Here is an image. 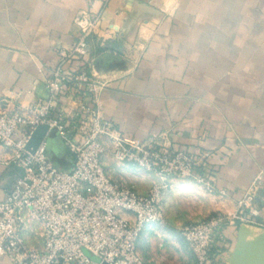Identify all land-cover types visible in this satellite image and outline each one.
Returning <instances> with one entry per match:
<instances>
[{
	"label": "crops",
	"instance_id": "obj_1",
	"mask_svg": "<svg viewBox=\"0 0 264 264\" xmlns=\"http://www.w3.org/2000/svg\"><path fill=\"white\" fill-rule=\"evenodd\" d=\"M81 12L102 14L89 38V72L107 82L99 95L103 117L133 139L166 135L174 150L211 154L215 186L228 196L175 180L163 193V222L137 241L145 264H195L181 227L233 212L264 172V0H0V111L47 98L45 80L57 51L77 40L74 20ZM73 97L60 99L65 112L76 109ZM56 143L47 155L70 171L73 158ZM104 166L139 194L152 184V176L110 155ZM15 176L0 162V201ZM260 194L264 224V188ZM237 229L223 228L214 242L224 261ZM0 264L10 262L0 257Z\"/></svg>",
	"mask_w": 264,
	"mask_h": 264
},
{
	"label": "built area",
	"instance_id": "obj_2",
	"mask_svg": "<svg viewBox=\"0 0 264 264\" xmlns=\"http://www.w3.org/2000/svg\"><path fill=\"white\" fill-rule=\"evenodd\" d=\"M101 19V12H81L75 18L77 40L57 51V64L45 80V100L0 111V162L16 172L0 201V257L10 264H145L137 241L163 222V193L171 182L182 180L207 194L228 196L215 186L210 153L174 150L166 135L133 139L103 117L99 95L107 82L89 72L94 62L89 38ZM66 93L74 96L71 112L60 105ZM40 125L47 126L43 140L34 151L27 150ZM53 133L73 158L70 171L58 168L47 155L46 140ZM107 155L152 176L148 191L139 194L134 185L112 179L104 166ZM263 188L260 171L233 212L181 227L195 264H227L213 252L223 228H264L254 204Z\"/></svg>",
	"mask_w": 264,
	"mask_h": 264
},
{
	"label": "water",
	"instance_id": "obj_3",
	"mask_svg": "<svg viewBox=\"0 0 264 264\" xmlns=\"http://www.w3.org/2000/svg\"><path fill=\"white\" fill-rule=\"evenodd\" d=\"M47 126L40 125L32 133L26 145L27 150L34 151L43 140ZM261 194L255 200V206L261 207ZM227 264H264V228L239 225L236 233L234 248L228 258Z\"/></svg>",
	"mask_w": 264,
	"mask_h": 264
},
{
	"label": "rangeland",
	"instance_id": "obj_4",
	"mask_svg": "<svg viewBox=\"0 0 264 264\" xmlns=\"http://www.w3.org/2000/svg\"><path fill=\"white\" fill-rule=\"evenodd\" d=\"M56 140H59V138H57L56 134L53 133L51 135L48 136L47 140H46V144H47V152L50 151H54L57 147V143ZM59 142V141H58ZM205 219V218H204ZM203 220V219H202ZM189 222V221H187Z\"/></svg>",
	"mask_w": 264,
	"mask_h": 264
}]
</instances>
